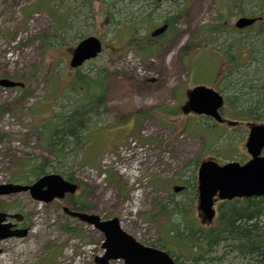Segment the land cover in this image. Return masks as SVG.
I'll return each mask as SVG.
<instances>
[{"label": "rangeland", "instance_id": "374dc122", "mask_svg": "<svg viewBox=\"0 0 264 264\" xmlns=\"http://www.w3.org/2000/svg\"><path fill=\"white\" fill-rule=\"evenodd\" d=\"M220 1L225 5H219ZM174 16L179 18L168 33L156 40H142ZM256 16L264 18V0H162L158 5L148 0H0V79L10 78L33 89L21 105L16 102L20 89H0V107L23 108L17 118L0 115V185L26 184L29 165L51 159L32 128L53 110L69 109L72 95L64 96L75 71L100 78L103 101L98 104L99 115L89 124V142L84 143L76 165L64 170L89 190L77 196L91 205L88 213L105 220L121 219L122 229L140 243L158 247L163 241L177 264H217L214 259L224 252L223 242L203 260L192 263L179 252L178 240L183 235L178 234L177 240L167 238V226L172 224L186 233L180 216L172 211L176 203L187 207L189 223L203 227L195 210L197 199L191 203L188 188L175 193L173 188L187 187L193 177L195 182L196 164L207 158L219 163L245 159L247 120L235 116L236 111L226 103L224 118L239 125L213 127L203 117L183 115L180 107L188 90L204 85L224 96H237L239 104L246 101L241 108L254 110L260 118L252 123L264 124V51L250 54L242 66L233 69L230 83L221 79L228 72L223 55L229 42L235 37L243 44L258 39L255 27L240 33L234 30L235 22ZM220 23L222 33L210 38L201 33ZM127 25L134 26V34ZM89 36L102 39L103 52L78 70L70 69L73 49ZM130 38H138V44L150 52L126 47ZM240 86L242 96L234 92ZM249 86L257 87L249 90ZM258 87L263 89L258 91ZM140 155L144 159L139 162L138 176L142 177L136 187L129 184V176L132 160ZM19 170L24 172L20 181L15 175ZM121 170L127 171L121 175ZM45 171L55 173L51 168ZM136 190L142 200L133 210L130 199ZM71 204L69 199L36 203L27 194L0 198L1 211L7 208L9 214L22 215L21 225L29 228L25 238L0 243V264H47L49 258L50 264H94L93 257L103 254L104 237L64 216L62 208L71 209ZM258 221L264 233V213ZM230 256L224 261L240 263Z\"/></svg>", "mask_w": 264, "mask_h": 264}, {"label": "trees", "instance_id": "16d2710c", "mask_svg": "<svg viewBox=\"0 0 264 264\" xmlns=\"http://www.w3.org/2000/svg\"><path fill=\"white\" fill-rule=\"evenodd\" d=\"M236 1L241 2L243 0ZM108 16L110 17V14H108ZM178 18L179 16H174L164 21L170 25L169 29H172L173 24L177 22ZM218 20L221 19L219 18ZM111 24L113 26L116 25L113 23ZM261 25L258 29L259 31H257L258 39L254 42L243 44L242 40L236 37L232 42H229V51H226L225 56L228 57L227 59L230 67L237 69L241 66L240 59L245 51L250 54L264 51V29H262ZM223 28L224 27H222L220 23L216 27L203 28L201 33L209 34L210 38L214 34L218 35L222 33ZM58 37L60 38L61 36L59 35ZM140 38L142 39V37ZM143 38L142 40L145 41V37ZM137 41H139L138 38H130L125 46L132 47L136 49V51L138 49L141 52H150L151 49L149 47L146 46L145 49L142 45H139L138 43L140 42ZM43 43H45V39ZM137 45L139 46L137 47ZM228 73L229 74L224 75L223 80L230 83V77L234 72L229 71ZM100 83V78H90L75 71L71 81L68 83V93L64 96L65 98L69 94L72 95V99L67 102L69 109L63 108L62 111L60 109L57 111L53 110L48 118L41 120L39 125L32 128V133L38 136L40 144L42 145L41 147L47 151L51 159L43 160L40 163L28 164L30 171L27 182H33L40 176L47 174L45 170L48 168H51L53 172L60 174L68 181L77 182L74 178V174L64 170L76 165V161L84 148V143L88 141L86 133H88L89 124L99 115L101 108L98 104L103 101V94L99 90ZM242 85L244 86L245 83H242ZM256 87L249 86V90H253L252 88ZM258 88V91L263 89L262 87ZM242 89V86H240V88L234 92L242 96ZM19 92L20 94L17 96L16 102L18 105H21L32 96L33 89H28L25 86V88L20 89ZM239 99L240 98L235 95L232 97L226 96V101L233 107L234 111H236L234 114L235 116L239 117V115H242L244 118L250 119V121H255L257 118L260 119L254 110L250 108L242 109L241 106L245 105L246 101L244 100L245 104H239ZM238 109H241L243 114H240L241 112H238ZM3 113L17 118L23 114V108L19 107L18 110L16 107L7 104L6 106L0 107V115ZM170 115H172V113ZM2 138L3 136L0 134V139ZM15 175L16 180L20 181L24 177V172L19 170ZM192 180V182L189 181L186 187L192 195L190 199L191 203L196 199L194 177ZM78 184L82 193H89V190L83 186L81 182H78ZM68 199L72 200V204L70 205L71 210L85 212L92 208L89 203L82 199V196L75 198L68 197ZM158 205L161 210H164L161 203ZM186 208L184 204L181 205L176 203L174 204V209H172L173 212L180 216L178 221L185 224L186 233L184 234L179 231L180 225L173 224L167 226L168 230L166 231L167 238H173L174 240H177L176 237L178 234L181 233L183 235V238L178 240L179 245H181L178 246V248L182 256L192 263L199 262L203 260L207 253L211 252L213 247L219 248L218 246L223 242L224 252L221 256L214 259L216 260L215 263L236 264L224 261L231 255L230 257L238 259L240 262L239 264H264V233L261 232L262 230L259 228L258 221L259 217L264 213V198H259L257 200L250 199L244 203L232 202L230 205L220 206L219 215L215 224L207 227V229H204V226L201 228L197 223H189L187 219H185V216L188 215ZM164 234L165 233L162 232V238ZM197 235H200L201 240H198L199 238ZM162 243L164 242L162 241ZM162 243L158 244V248L164 249L166 247V245ZM168 253L171 254V251L168 250ZM50 262L51 260L49 258L47 264H50Z\"/></svg>", "mask_w": 264, "mask_h": 264}, {"label": "water", "instance_id": "95a60500", "mask_svg": "<svg viewBox=\"0 0 264 264\" xmlns=\"http://www.w3.org/2000/svg\"><path fill=\"white\" fill-rule=\"evenodd\" d=\"M255 19L242 17L238 19L235 27L242 29L252 26ZM166 26L155 30L151 36L157 37L165 32ZM102 51L100 40L89 37L81 41L74 49L70 61L72 69L82 66L85 62L95 59ZM23 87L20 83L8 79H0V88L12 89ZM187 102L184 106L186 113L206 116L216 122H222L219 110L223 105V97L218 92L205 86H197L186 94ZM254 138L249 144L253 151V159L244 166L228 164L225 166L210 165L202 171V181L199 193L201 210L208 216L212 215L213 200L217 196L220 200L235 197L264 195V158L259 153L264 148V128L256 129ZM77 189L75 184L65 181L59 175H46L29 186L0 185V197L28 193L33 201L51 203L55 199L62 201L66 194L73 195ZM181 188H174L179 192ZM63 212L80 222L93 226L104 235L102 249L103 256L96 257L95 264H110V262L123 261L124 264H176L174 259L165 251L143 246L119 227L118 219L104 221L97 215L75 212L64 208ZM8 218L20 219L18 216H9L0 212V242L11 238H24L28 230H13V225L5 223ZM1 253V251H0Z\"/></svg>", "mask_w": 264, "mask_h": 264}, {"label": "flooded vegetation", "instance_id": "af4514ba", "mask_svg": "<svg viewBox=\"0 0 264 264\" xmlns=\"http://www.w3.org/2000/svg\"><path fill=\"white\" fill-rule=\"evenodd\" d=\"M226 123H228L227 122V120H225L224 121V123L223 124H226ZM237 125H239V124H237ZM236 125V126H237ZM235 126V127H236ZM256 126V125H255ZM234 127V128H235ZM234 128H232V129H234ZM254 133L252 132V135H247V137L245 138V141H244V144H243V151H244V155L246 156V158L245 159H242V160H240V161H238L237 163L239 164V165H244V164H246L248 161H250L251 160V158H252V155H255L254 154V152L253 151H250L249 150V144H250V142H251V140L254 138ZM259 157L260 158H264V148H262L261 150H260V153H259ZM263 196H261V195H255V196H253V197H243V198H241V199H239L240 201H242V202H247V201H249L250 199H254V200H257V199H259V198H262ZM233 202V201H232ZM215 205L218 207V206H223V205H230V201H223V202H221V201H217V202H215Z\"/></svg>", "mask_w": 264, "mask_h": 264}]
</instances>
